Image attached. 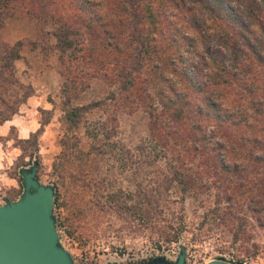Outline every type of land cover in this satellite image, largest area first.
<instances>
[{"label":"trees","instance_id":"16d2710c","mask_svg":"<svg viewBox=\"0 0 264 264\" xmlns=\"http://www.w3.org/2000/svg\"><path fill=\"white\" fill-rule=\"evenodd\" d=\"M9 18L32 20L37 39L30 46L5 41ZM26 46L39 49L45 61L55 58L64 79L58 95L65 134L49 185L54 211H71L68 233L89 213L102 212L127 224L137 220L139 229H156L161 242L176 243L184 228L169 214L172 196L185 204L207 193L214 200L201 227L230 237L221 251L239 264L259 254L264 0H0V124L35 94L18 76ZM97 86L103 93L77 103ZM139 110L148 115L149 135L132 148L121 138L120 120ZM52 116L27 138L15 126L0 136L23 151L8 170L20 187L4 190L6 202L23 195L26 169L36 166L41 182L38 140ZM81 127L90 139L87 150ZM92 156H103L119 174L84 168ZM124 174L136 189L123 185ZM62 187L83 193L82 200H67ZM88 192L95 198L84 197Z\"/></svg>","mask_w":264,"mask_h":264},{"label":"rangeland","instance_id":"374dc122","mask_svg":"<svg viewBox=\"0 0 264 264\" xmlns=\"http://www.w3.org/2000/svg\"><path fill=\"white\" fill-rule=\"evenodd\" d=\"M28 21L35 27L32 20ZM49 28H52V26ZM36 39L37 37L35 39L23 40H26L25 43L30 46L31 41ZM29 46L25 48L32 50ZM32 52L35 54L31 58L33 63L30 65L26 62L28 66L32 67L33 71V74L29 76L34 75L32 78L30 77L31 80L42 83L48 82L53 90L49 94L48 99L50 97L55 102V104H52L51 109L53 110V116L51 113L43 114L39 110L40 121L41 119L45 120L52 116L49 122L51 123L53 118H55L52 127L46 134L43 132L38 140V151L41 155L40 180L42 184L49 185L56 181L55 177L52 176L53 164L56 157L62 151L60 138L65 134V128L61 122V116L64 112L61 99L58 95L64 79L56 67L57 63L55 58H50L49 61H45L39 49L32 50ZM45 69L51 71L50 73L53 74L52 78L49 75L47 76L49 78L45 77ZM25 72L22 70V67L18 66V76L22 81L30 80ZM57 76L59 77L58 80ZM96 91L85 94L77 103L90 102L97 96V93H103V90L99 86H97ZM97 115L98 113H94L93 115L89 114L88 118L92 119ZM120 129L121 138L133 148L135 144L146 139L149 135L147 113L139 110L133 114L127 113L123 115L120 120ZM79 133L81 146L87 150L90 139L85 135L84 128L81 127ZM17 148L18 151H16V154L18 155L16 156L18 158L22 155L23 151L21 148ZM89 162L88 165H84V168L90 171L93 170L96 172L98 169H102L107 170L108 173L111 171L112 173L119 174L120 172L119 168H111L110 164L103 159V156H92ZM192 166L196 168V164ZM124 176L125 174L122 175L123 178L121 177L123 179V185L127 186L130 184L132 188L136 189L133 184L127 182L128 179L124 178ZM61 190L64 198L67 200L73 197L78 198V200H82L83 198V193H78L74 190L66 192L63 187ZM84 197L95 198L92 192L85 193ZM177 198L176 196H172V210L169 211V214L177 217L175 220L183 224L184 231L182 232L180 240L176 243L168 245L161 242L156 229H139L136 225L138 223L137 220H133L127 224L123 219L102 212H91L86 218L77 221L75 228L71 229L74 230L73 233L70 234L67 230L71 227L69 223L71 211L67 206L54 211L56 219L60 224L57 227L60 235V243L70 253L75 264H152L160 260L175 262L183 248L187 254L186 264H206L220 257L229 259L230 256L223 253L221 248L224 247L225 243H228L226 240H229L230 237H225L220 230L217 232H209L206 227H201L203 214L213 203L214 197L204 193L197 197L189 198L185 204L174 201ZM255 239L260 244V252L256 256L247 258L244 264H264V230H256Z\"/></svg>","mask_w":264,"mask_h":264},{"label":"water","instance_id":"95a60500","mask_svg":"<svg viewBox=\"0 0 264 264\" xmlns=\"http://www.w3.org/2000/svg\"><path fill=\"white\" fill-rule=\"evenodd\" d=\"M24 193L16 201L0 203V264H75L61 245L54 215L55 190L37 179V168L26 169ZM183 248L175 262L186 264ZM206 264H239L224 257Z\"/></svg>","mask_w":264,"mask_h":264},{"label":"crops","instance_id":"0c3cea01","mask_svg":"<svg viewBox=\"0 0 264 264\" xmlns=\"http://www.w3.org/2000/svg\"><path fill=\"white\" fill-rule=\"evenodd\" d=\"M1 33L3 39L9 43H15L20 39H35L37 37V31L33 24L26 19L20 18L8 19ZM22 55L23 57L17 60L16 64L17 67H22V70L26 71L25 73L30 80L24 82L32 83L35 88V94L30 96L27 102L21 106L18 114H16L11 120L0 124L1 137H6L8 135L11 126L17 128L18 136L20 138L29 137L31 132H35L40 127L39 108L52 109V103L49 102L48 99L49 94L53 91L50 84L48 82L42 83L31 80L34 75L29 76L30 74H33V71L32 67L28 66L26 62L30 65L33 63L31 58L34 57V52L25 48L22 51ZM50 72L49 69H45V77L49 75L52 78L53 74ZM58 79L59 77L57 76V80ZM54 120L55 118H53L52 122L46 126L45 134L54 124ZM16 151H18V148L13 144V140H6L5 142L0 141V196L2 199L5 189L20 187L18 179L8 174V170L16 161V155H18L16 154Z\"/></svg>","mask_w":264,"mask_h":264},{"label":"built area","instance_id":"2783aa9c","mask_svg":"<svg viewBox=\"0 0 264 264\" xmlns=\"http://www.w3.org/2000/svg\"><path fill=\"white\" fill-rule=\"evenodd\" d=\"M0 203L2 204L6 203V201H4L1 196H0Z\"/></svg>","mask_w":264,"mask_h":264}]
</instances>
